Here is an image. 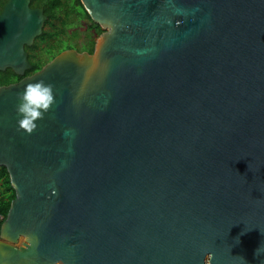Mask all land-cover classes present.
<instances>
[{
  "label": "water",
  "instance_id": "obj_1",
  "mask_svg": "<svg viewBox=\"0 0 264 264\" xmlns=\"http://www.w3.org/2000/svg\"><path fill=\"white\" fill-rule=\"evenodd\" d=\"M79 2L92 53L0 86V264H264V0ZM45 20L5 1L0 71L31 69ZM40 81L55 103L28 135Z\"/></svg>",
  "mask_w": 264,
  "mask_h": 264
},
{
  "label": "trees",
  "instance_id": "obj_2",
  "mask_svg": "<svg viewBox=\"0 0 264 264\" xmlns=\"http://www.w3.org/2000/svg\"><path fill=\"white\" fill-rule=\"evenodd\" d=\"M6 0H0V10ZM31 7H39L43 10L46 17L41 35L35 39L33 46L25 48L31 57V69L25 71L24 76H29L40 70L43 65L52 59L59 52L73 48L70 43L71 37L66 34V27L73 25L83 26L86 39L79 51H91L94 45L93 37L99 36L102 31L99 26L94 24L79 0H30ZM73 14L75 21L68 24L69 15ZM44 45L40 48V45ZM35 57V58H34ZM21 76L14 75L10 70L0 71V86H6L18 82ZM14 191L10 186L8 175L4 168H0V214L4 221L10 202L14 199Z\"/></svg>",
  "mask_w": 264,
  "mask_h": 264
},
{
  "label": "clouds",
  "instance_id": "obj_3",
  "mask_svg": "<svg viewBox=\"0 0 264 264\" xmlns=\"http://www.w3.org/2000/svg\"><path fill=\"white\" fill-rule=\"evenodd\" d=\"M18 100L16 107L18 130L31 135L38 127L36 122L42 120L55 103L52 85L43 81L29 83L18 95ZM257 253L258 249L256 255Z\"/></svg>",
  "mask_w": 264,
  "mask_h": 264
},
{
  "label": "rangeland",
  "instance_id": "obj_4",
  "mask_svg": "<svg viewBox=\"0 0 264 264\" xmlns=\"http://www.w3.org/2000/svg\"><path fill=\"white\" fill-rule=\"evenodd\" d=\"M74 17L75 16L73 14L69 15V18L67 20L68 24L76 22ZM43 30H48V28L43 27ZM66 34H68L71 37L70 43L74 45V47H76L78 50L81 48L82 44L85 43V40H87L83 26H80L78 24L76 28L72 24L69 25V27H66ZM97 37L98 36L93 37L94 42L97 39ZM43 46H44L43 44L40 45V48H43Z\"/></svg>",
  "mask_w": 264,
  "mask_h": 264
},
{
  "label": "flooded vegetation",
  "instance_id": "obj_5",
  "mask_svg": "<svg viewBox=\"0 0 264 264\" xmlns=\"http://www.w3.org/2000/svg\"><path fill=\"white\" fill-rule=\"evenodd\" d=\"M100 30H101V29H100ZM101 31H102V30H101ZM102 32H103V31H102ZM34 42H35V40L33 41V44H34ZM94 43H95V42H94ZM33 44H32L31 46H33ZM31 46H30V47H31ZM93 48H94V45H93L91 51H79L76 47L73 46V48L65 49V50H71V49H73V50H76L77 52H86V53H88V54H91L92 51H93ZM63 51H64V50H63ZM25 52L27 53V61H28V63L30 64L31 57H29V52L26 51V50H25ZM59 53H60V52H59ZM59 53H58V54H59ZM58 54H57V55H58ZM55 56H56V55H55ZM55 56H54V57H55ZM54 57H53V58H54ZM34 58H35V57H34ZM53 58H52V59H53ZM50 60H51V59H50ZM50 60H49V61H50ZM49 61H47V62H49ZM24 73H25V72H24ZM23 75H24V74H23ZM23 75H22V76H23ZM22 76H21V77H22ZM24 77H26V76H24ZM22 78H23V77H22ZM22 78H21V79H22Z\"/></svg>",
  "mask_w": 264,
  "mask_h": 264
},
{
  "label": "built area",
  "instance_id": "obj_6",
  "mask_svg": "<svg viewBox=\"0 0 264 264\" xmlns=\"http://www.w3.org/2000/svg\"><path fill=\"white\" fill-rule=\"evenodd\" d=\"M3 220V216L0 214V222Z\"/></svg>",
  "mask_w": 264,
  "mask_h": 264
},
{
  "label": "bare ground",
  "instance_id": "obj_7",
  "mask_svg": "<svg viewBox=\"0 0 264 264\" xmlns=\"http://www.w3.org/2000/svg\"><path fill=\"white\" fill-rule=\"evenodd\" d=\"M1 168V167H0Z\"/></svg>",
  "mask_w": 264,
  "mask_h": 264
}]
</instances>
